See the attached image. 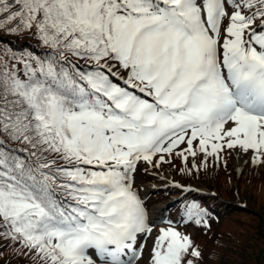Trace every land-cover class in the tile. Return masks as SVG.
Returning a JSON list of instances; mask_svg holds the SVG:
<instances>
[{"label":"snow or ice","instance_id":"1","mask_svg":"<svg viewBox=\"0 0 264 264\" xmlns=\"http://www.w3.org/2000/svg\"><path fill=\"white\" fill-rule=\"evenodd\" d=\"M0 29L42 49L0 47V238L38 264H139L141 163L264 166V0H0ZM167 223L148 264H196Z\"/></svg>","mask_w":264,"mask_h":264},{"label":"rangeland","instance_id":"2","mask_svg":"<svg viewBox=\"0 0 264 264\" xmlns=\"http://www.w3.org/2000/svg\"><path fill=\"white\" fill-rule=\"evenodd\" d=\"M224 153L226 157L220 164L213 157L214 165L207 160L209 173H204L203 178L194 182L181 179L187 171L179 169L177 172L181 176L178 177L165 165L178 161L177 166L180 164L184 168L190 161V164L197 166L202 164L201 161L196 162L197 158L203 159L202 153H197L195 158L189 156L187 162L176 155L166 156L170 162L163 163L159 168L143 163L139 165L134 186L144 199L149 223L153 226V232L146 241L144 258L139 264H148L153 240L159 234V229L167 224H162L160 217L166 214L167 220L178 231L189 235L200 250L201 257L196 260L198 264H264V166L253 165L251 153L245 154L239 149L225 150ZM221 164L224 168L221 166L219 169ZM175 179L191 184L194 191L185 192L182 188L174 187L172 181ZM230 190L232 193H229ZM201 194L208 196L202 197L205 201L201 207L205 209L207 205L217 207L221 202L226 203L231 199L235 204L249 207V212L230 210L224 213L225 207L222 206L219 207L222 211L219 210L218 216L206 217L209 227L197 225L194 220L187 221L185 212L181 216L178 205L183 200L190 201ZM162 204L163 207L158 210Z\"/></svg>","mask_w":264,"mask_h":264},{"label":"trees","instance_id":"3","mask_svg":"<svg viewBox=\"0 0 264 264\" xmlns=\"http://www.w3.org/2000/svg\"><path fill=\"white\" fill-rule=\"evenodd\" d=\"M0 47H10L14 50L31 49L38 55L42 54V49L40 47L39 41L35 39L30 33L8 34L5 30L0 29ZM80 63L83 64L84 61H80ZM168 168H170L171 170L172 168H175L174 172L177 175L181 176V174L177 172L179 171L178 167L169 166ZM191 169V172H188L182 176L184 180L191 182L196 181L203 178L202 175L204 173H209L207 172V169H202V171H200V169L193 168L192 166ZM220 171L223 172V170ZM251 174H253V172H251ZM230 192L232 193L231 190L229 191V193ZM202 197L206 196L202 195ZM201 199L204 200V198ZM230 210H236L237 212H249V207L245 205L235 204L230 199L229 202L225 203L224 213ZM216 213L218 215L220 214L218 212ZM19 247L20 246L17 243H13L6 239L0 238V264H38V258L34 260L31 256L24 255L23 251H16V249H18ZM203 260L206 262V259ZM196 264H198L197 261Z\"/></svg>","mask_w":264,"mask_h":264},{"label":"bare ground","instance_id":"4","mask_svg":"<svg viewBox=\"0 0 264 264\" xmlns=\"http://www.w3.org/2000/svg\"><path fill=\"white\" fill-rule=\"evenodd\" d=\"M161 207H163V204L159 206V209H158V210H160ZM167 226H168V225H167ZM167 226H165V227H167ZM144 255H145V253H144ZM144 255H143V258H144Z\"/></svg>","mask_w":264,"mask_h":264}]
</instances>
